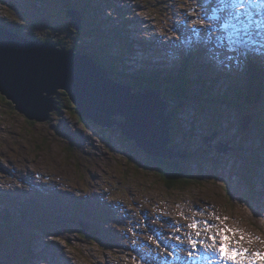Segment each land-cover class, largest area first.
Wrapping results in <instances>:
<instances>
[{
  "label": "rangeland",
  "instance_id": "obj_1",
  "mask_svg": "<svg viewBox=\"0 0 264 264\" xmlns=\"http://www.w3.org/2000/svg\"><path fill=\"white\" fill-rule=\"evenodd\" d=\"M96 2L100 10L105 7L122 18L104 42L92 29L94 3L87 0H0V26L38 41L62 40L70 50L93 49L102 57L98 46L111 41L116 56L124 57L114 67L121 79L140 67L154 70V65L176 72L187 61L184 78L195 96L164 99L178 113L174 122L181 130L173 136L180 149L193 152L189 167L197 176L188 187L165 188L134 142L117 126L102 128L80 119L64 91L54 96L60 110L44 121L25 119L1 96L0 264H224L219 254H210L213 248L205 247L213 244V234L218 246L223 232L215 227L207 231L205 220L221 230L238 229L232 247L248 249L244 264H264L255 256L264 253V89L260 101L242 106L220 101L205 108L201 103L207 100L196 97L213 83L214 97L234 92V81L244 86L256 66L251 62L264 65V51H256L259 44L232 47L220 39L226 35L220 27L224 19H209L217 0ZM82 5L87 15L81 30L73 33L66 11ZM127 11L138 12L141 22L129 30L123 19ZM129 36L134 42L143 38L145 47L133 46ZM169 71L165 74L175 77ZM248 114L252 122L240 133L237 125ZM8 212L12 216L5 221ZM82 217L97 224L95 241L79 237L77 220ZM194 220L199 229L189 227Z\"/></svg>",
  "mask_w": 264,
  "mask_h": 264
},
{
  "label": "water",
  "instance_id": "obj_2",
  "mask_svg": "<svg viewBox=\"0 0 264 264\" xmlns=\"http://www.w3.org/2000/svg\"><path fill=\"white\" fill-rule=\"evenodd\" d=\"M66 16L71 25L81 28L79 11L69 9ZM60 91L84 120L102 128L117 126L147 156L168 160L187 157L169 146L172 116L166 113L167 103L159 90L148 87L144 92L136 91L110 77L106 68L87 54L0 26V95L25 119L43 121L59 107L54 96ZM251 120L250 116L242 118L244 131ZM1 171L10 175L6 169Z\"/></svg>",
  "mask_w": 264,
  "mask_h": 264
},
{
  "label": "trees",
  "instance_id": "obj_3",
  "mask_svg": "<svg viewBox=\"0 0 264 264\" xmlns=\"http://www.w3.org/2000/svg\"><path fill=\"white\" fill-rule=\"evenodd\" d=\"M87 1L89 2V4H92V2L94 3V5L91 6V8H92L91 15L93 14V16H94L92 29L95 32L96 38H98L99 41H102V42H104L108 38H112L110 36V34H111L110 32L112 31L111 29L118 28L120 21H118V20L112 21V19L110 17L101 18L100 17V9H99L100 4L98 2H96V0H87ZM210 1L211 0H204V3L205 4L210 3ZM73 9L80 12L81 18H84L85 15H87L86 14V7H83V5L78 6V7L74 6ZM101 13H102V11H101ZM83 14H84V16H83ZM95 15H97V17H95ZM132 24L133 23H130L127 25L128 30H129V27L132 26ZM8 28L10 29V26ZM72 29L75 30L73 33H77V32H79V30H81V28L76 29L75 26H73ZM12 31L20 34L19 29H14ZM126 36H128V35L126 34ZM27 37L33 38V37H29V36H27ZM130 37L131 36H129V40H130L131 44L133 45L134 41L131 40ZM139 40L140 41H137V42L135 41L133 46H136L137 44L141 45L140 43L141 42L143 43L144 39L140 38ZM39 41H40V39H39ZM42 41H46V39L44 38V40H42ZM58 43L60 46H64L67 48V46L63 43V41L59 40ZM110 44H111V41H110V43L106 42V43H103V45L98 46V48H99L98 51L103 50L104 54L106 55L103 57L99 53L95 52L93 49L90 52V49L83 50V49L76 48L75 51L79 50L80 52H82V53L84 52L85 54L93 57L94 59L97 60V62H99L103 67L106 68L110 77H112L113 79L120 81L122 83L130 84L137 90H144L145 88L150 87V88H154V89H157L159 91H162L163 97L170 95L173 97V99L185 98L186 101L191 99L193 96H195L193 89L189 87L190 86L189 82L187 81L186 78H184L185 70L188 67L187 61L180 63L181 69L177 70L176 72H172L173 69L172 70L167 69V68L161 69V68H157V67L156 68L152 67V69H154V70H149L150 71L149 72L148 70H145L146 67L143 69L140 67L138 70H135V72H132L129 75V79H125V78L121 79V78H118V76H115L114 67L117 68L118 66H121L120 64L122 62L120 60H122L124 57H121V58L117 57L116 53L118 51L117 50L118 48H115V46H112V48H111ZM253 64H255L256 66L253 65V70L251 73L252 76L250 75V73L249 74L247 73V79L245 80L244 86L239 87L236 83L237 81L233 82L232 87H234V89H235L234 92L227 90L225 96L214 97L213 95H211V93H212L211 86H208V87H210L209 89H203L204 91L198 90L196 97L203 98V99L207 100V104L201 103V105L203 107H205L204 105L209 106V105H212L213 103L219 104L220 101H223L226 103L225 105L230 104L231 106H234V105L242 106L244 104L249 105L253 102L260 101V99L262 98L263 89H264V65H259V67H257L258 64H256L255 62ZM147 65L148 64H145L144 66H147ZM124 67H126V64L124 65ZM130 67H132V66H130ZM178 67H179V65H178ZM174 69H178V68H174ZM167 71H169V73H174L175 77L171 76V74L170 75L165 74V72H167ZM110 73H113V75ZM217 80H220V78H218ZM212 85H214V83ZM204 86L206 87V85H204ZM60 92H62V91H60ZM205 96H207V98ZM0 97H1V95H0ZM67 98H68V96H67ZM239 101H240V103H239ZM242 103H244V104H242ZM61 106L62 105L59 104V107H57V110L54 113H57L60 110ZM217 107L220 108L218 105H217ZM72 109H74V106H72ZM166 113L168 115L172 116V120L170 122V126L172 128L169 131L170 132V139L172 141L170 144V147H172L176 152H178L180 154H182V153L185 154L187 157H184V158L176 157V158L170 159V160L162 159V158H155V157H150V156H146V157L150 158L152 160V164H154L155 166L157 165L158 169H156V170L160 173V175H161L160 178L162 179V184L164 185L165 188L181 189L184 187H188L189 185H193V183L195 181V177L197 176V175H193L192 170L189 167V162L192 159L193 152L189 149L182 150L179 147L180 145L175 143V138L173 136L174 131L181 130V129L177 128V124H176V122H174V120H177L178 113H176L172 107L170 109L167 108ZM77 114L80 117V119H83L81 117V115L79 114V112H77ZM247 116H250L251 118H253L252 115H250V114H248ZM119 120H122V118H119ZM237 128L240 129V133H242V130H243L242 125H237ZM243 137L240 139L241 142H242ZM185 138H186V140H188L187 135H185ZM7 211H8V208H7ZM9 216H12V215H10L9 212L5 213L6 219L4 218V220L8 221L7 219H9ZM91 223L92 224H88L89 229L87 228L86 232H84L82 229L78 230V234H79L80 238L87 239L90 241H95V238H96L95 237L96 236L95 231L97 228V224H95L93 222H91Z\"/></svg>",
  "mask_w": 264,
  "mask_h": 264
},
{
  "label": "snow or ice",
  "instance_id": "obj_4",
  "mask_svg": "<svg viewBox=\"0 0 264 264\" xmlns=\"http://www.w3.org/2000/svg\"><path fill=\"white\" fill-rule=\"evenodd\" d=\"M209 19L215 21L224 19L225 22L220 27L226 35L220 37V39H226L230 46H251L259 44L260 47L256 48V51H264V0H217V6ZM200 23L203 24L204 20L201 19ZM196 31L198 36L199 30ZM216 219L220 220L221 218L216 217ZM227 219V217L223 218V220ZM203 225L207 231L215 227L218 231L223 232L221 242L218 246L216 245L215 234L211 236L213 244L205 245L206 248L210 247L214 249L210 253L211 255L215 256L219 254V258L224 261V264H228L229 261H232L233 264H244L245 254L248 252V249L232 247V241L235 233L239 231L238 229L226 226L221 230L217 225L209 224L206 220L203 222ZM189 227L199 229L200 222L194 220L190 223ZM229 232L232 233V236L228 235ZM196 235H201V232L197 231ZM243 239L244 236L241 235V240ZM236 243L239 244L240 242L237 241ZM195 245L196 241H192V246L195 247ZM255 256L258 259L264 260V253L256 252ZM249 264H256V262L255 260H250Z\"/></svg>",
  "mask_w": 264,
  "mask_h": 264
},
{
  "label": "flooded vegetation",
  "instance_id": "obj_5",
  "mask_svg": "<svg viewBox=\"0 0 264 264\" xmlns=\"http://www.w3.org/2000/svg\"><path fill=\"white\" fill-rule=\"evenodd\" d=\"M68 23H69V21H68ZM69 25V30L71 31V32H74L75 30L74 29H72V27H71V24H68ZM62 41V40H61ZM176 143V142H175ZM177 144V143H176ZM148 161H151L150 162V165H151V167L152 168H155V169H158V167H157V165L155 166L154 164H152V160L150 159V158H148ZM75 203V202H74ZM85 223V224H84ZM83 224V225H82ZM88 224H92L90 221H88V220H85L84 221V218L82 217L81 219H79L78 220V225H79V228L80 229H82V227H84V226H86V227H88Z\"/></svg>",
  "mask_w": 264,
  "mask_h": 264
},
{
  "label": "built area",
  "instance_id": "obj_6",
  "mask_svg": "<svg viewBox=\"0 0 264 264\" xmlns=\"http://www.w3.org/2000/svg\"><path fill=\"white\" fill-rule=\"evenodd\" d=\"M109 15H110V14L108 13V10H107V13H106L105 17H106V16H109ZM105 17H104V18H105Z\"/></svg>",
  "mask_w": 264,
  "mask_h": 264
},
{
  "label": "bare ground",
  "instance_id": "obj_7",
  "mask_svg": "<svg viewBox=\"0 0 264 264\" xmlns=\"http://www.w3.org/2000/svg\"><path fill=\"white\" fill-rule=\"evenodd\" d=\"M3 16V15H2ZM196 27V26H195ZM57 110V108L55 109V111ZM54 111V110H53ZM32 121V120H31ZM44 121V120H43ZM161 195V194H160ZM156 200V199H155ZM78 221V220H77ZM83 225V224H82Z\"/></svg>",
  "mask_w": 264,
  "mask_h": 264
},
{
  "label": "clouds",
  "instance_id": "obj_8",
  "mask_svg": "<svg viewBox=\"0 0 264 264\" xmlns=\"http://www.w3.org/2000/svg\"><path fill=\"white\" fill-rule=\"evenodd\" d=\"M62 47H64V46H62Z\"/></svg>",
  "mask_w": 264,
  "mask_h": 264
}]
</instances>
